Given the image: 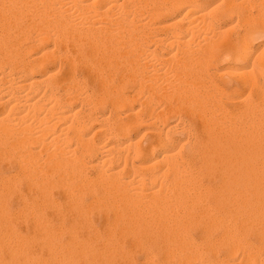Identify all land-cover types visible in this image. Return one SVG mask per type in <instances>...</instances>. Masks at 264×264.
I'll return each mask as SVG.
<instances>
[{"label":"bare ground","instance_id":"bare-ground-1","mask_svg":"<svg viewBox=\"0 0 264 264\" xmlns=\"http://www.w3.org/2000/svg\"><path fill=\"white\" fill-rule=\"evenodd\" d=\"M151 1L0 0V264H235L243 229L264 247V56L251 53L264 0ZM173 10L185 25L148 36ZM234 14L229 32L219 20ZM222 46L253 59L233 80L217 79ZM169 95L190 117L188 156L151 102Z\"/></svg>","mask_w":264,"mask_h":264},{"label":"rangeland","instance_id":"rangeland-1","mask_svg":"<svg viewBox=\"0 0 264 264\" xmlns=\"http://www.w3.org/2000/svg\"><path fill=\"white\" fill-rule=\"evenodd\" d=\"M204 2H205V4H206V6L207 7H209V6H211V5H213L214 3L215 4H217V3H220V1L221 0H203ZM157 2L159 3H164L163 5L162 4H158L157 5ZM217 2V3H216ZM214 4V5H215ZM150 5H152V8H150ZM155 5H157V6H155ZM159 5H161L163 8H164V5L166 6V5H168V1H166V3L165 2H163V0H158V1H155V0H152L151 1V4H150V2H149V5H147L145 8L147 9H151V10H155L156 8L158 9V8H162V7H160ZM149 6V7H148ZM247 6H249V5H247ZM247 6L245 7V8H242V9H244L245 11H247V10H249V9H251L250 7H249V9H246L247 8ZM154 7H156V8H154ZM146 9H145V11H146ZM223 9H224V7L222 8L221 7V9H219L218 11H217V13L215 14V15H219V14H221L222 12H223ZM183 11L184 10H182L181 11V13H183ZM253 11H254V13H255V8L253 9ZM176 10H173V12L171 11L170 13H167V14H163V15H160V16H158V20H157V18L155 19L154 18V20L152 19L151 20V22H152V24H154V23H157L158 24V26H159V28H149V26H148V28L149 29H147V27H146V29H144V30H148V33H149V35H148V33L146 32V31H144L143 30V32H144V34L146 33L148 36H162V35H164L166 32L168 33V34H171L170 32V30H176V29H178V28H181L182 26H184L185 25V23H186V21H177V22H175L176 20H178L177 18L178 17H180L182 14H178V12H176ZM33 14V15H32ZM30 13V15H28L27 17V19L25 18V21H27V22H29V23H33V22H35V21H37V20H39V18H40V15L38 14V13ZM38 17V18H37ZM32 18V19H31ZM145 18H146V16H145ZM238 18H237V15L236 14H234L233 15V17H231V19H229L228 20V17L227 16H224V18H222L221 20H219V23H221V24H219V25H221V27L222 28H227L228 27V30L227 31H229L230 32V28H229V26L230 25H235L236 26V28L238 29V26L236 25V24H238V23H240V25H242V22L241 21H239V20H237ZM155 21V22H154ZM150 22V23H151ZM173 23V24H172ZM226 23V24H225ZM164 25V26H163ZM167 25V26H166ZM171 25V26H170ZM166 26V27H165ZM169 26V27H168ZM177 26V27H176ZM176 27V28H175ZM234 27V26H233ZM241 27V26H240ZM145 28V27H144ZM166 28V29H165ZM231 28H232V26H231ZM235 27H234V29H233V31H231V32H235L237 29H236ZM151 29V31H149ZM161 29H163V30H161ZM226 30V29H225ZM232 30V29H231ZM203 32L205 31V29H203L202 30ZM227 31H226V33H227ZM228 32V33H229ZM155 33V34H154ZM145 34V35H146ZM254 39V40H253ZM252 39V55H254L255 57L258 55V56H260V55H262L263 54V56H264V29L260 32V33H258L254 38ZM46 42V43H45ZM43 41L42 43H44L43 45H42V43H41V45H42V47H41V45L40 44H38L37 46H35L36 47V49H34V51H32V55H34V56H36V55H38L39 53H41V51H43V48L44 49H46V50H49V49H51V47L53 48V46H52V41H50V43L49 42H47V40L46 41ZM34 47V48H35ZM218 47H220L221 48V45H219ZM225 48V47H224ZM224 48H223V46H222V49H220V51L222 52V51H225L224 50ZM174 49V51H175V47L173 48ZM32 50V49H31ZM59 50V49H58ZM61 51V49L59 50V52ZM221 52H220V55H221V57H219L218 56V58H217V61H215V65H218L219 66V68H220V70L218 71V72H220V71H222V70H226L227 71V73L228 72H231V71H238V72H240L241 70H238V69H236L235 68V65H237V66H246V67H243V69H242V71L243 70H248L249 68H250V63L252 64L253 62V59L252 58H249V59H234V58H232L231 59V57H229V56H226L225 54H224V52H222V54H221ZM164 54H167L166 52L164 53ZM219 55V54H218ZM253 56V57H254ZM145 58L143 57V61H145L144 60ZM220 59V60H219ZM53 59H51L50 61V63L49 62H47V66H49L51 69H57V67H58V64L59 63H57V61L55 62V60H53ZM236 60V61H235ZM49 61V60H48ZM53 62V64H51ZM49 63V64H48ZM55 63V64H54ZM219 63V64H218ZM247 63H248V65H247ZM258 65H260V64H258ZM56 66V67H55ZM262 66V65H261ZM260 66V67H261ZM234 68V69H233ZM162 71H163V69H161ZM233 71V72H234ZM233 72H231L232 74H234ZM222 73H224V74H222ZM219 74H221V75H219ZM218 75H217V79L219 80L220 78H224V79H229V80H233V79H235L236 78V76H234V75H232V74H226L225 72H221V73H219ZM76 75L78 76V77H81V78H83L82 77V73L80 72V71H77L76 72ZM80 75V76H79ZM224 75V76H223ZM77 77V78H78ZM81 78H78L79 80H81L82 81V79ZM83 79H85L87 82H89L85 77L83 78ZM82 82H84L85 84V86H90L91 87V85H90V82L89 83H87V82H85L84 80L82 81ZM134 83V82H133ZM84 86V87H85ZM85 87V89L86 90H88V91H90V89L92 88H90V87ZM130 86V87H129ZM128 86V88L130 89V90H133L134 88L136 89L137 87H139L140 85L138 84V83H134V84H130ZM146 89V90H145ZM147 89L148 88H145V87H143V89H141L142 91H144L145 93H147ZM168 90V89H167ZM230 90L231 89H228V91L230 92ZM171 91H169V93H170ZM169 97V98H168ZM167 98H160V99H158L157 97L156 98H153V101L155 102H153V101H151L152 103H153V105H155V106H157V108H159V107H165L164 109H166L167 111V113L165 114V118L166 119H168L169 120V124H177L179 127V129H176V131H175V133H174V137H175V139L177 140V145L175 146V151H176V149L178 148V150H181V149H179V147H180V144L181 143H183L182 141H185L186 139H190L191 138V140L193 139V135H192V133H190V128H188L189 126H187V123L188 122H190L189 121V119H190V117H189V115H188V117H187V114L185 115V112L184 111H182V108H180V109H178V107H177V102L174 100V98H171L170 97V95L168 96ZM242 97V96H241ZM240 97V99H242ZM252 100L254 101V102H258V106H259V103H261L262 104V101L257 97V95H256V93L255 94H253V96H252ZM139 99H141V98H139ZM137 100V101H135V103H134V107H135V109H138L139 108V106L138 105H140V100ZM169 99V100H168ZM260 101V102H259ZM151 102L150 103H147L146 104V106H148V104L150 105L151 104ZM172 102V103H171ZM170 103V104H169ZM172 104V105H171ZM152 105V104H151ZM169 105H171L172 107L173 106H175V107H173V110H175V111H171V110H169L168 109V107L170 108L171 106H169ZM224 105V104H223ZM77 106H78V104L77 105H74L73 106V109H77ZM167 106V107H166ZM262 106V107H261ZM260 107V109L258 110V114H263L264 113V103L261 105ZM217 108V107H216ZM178 109V110H177ZM105 111V112H104ZM103 111V113L101 112V110H99V112H98V114L100 115V114H103V115H105L106 113L108 114V110H104ZM170 111H171V113H170ZM178 111H179V113H178ZM182 111V112H181ZM260 111V112H259ZM169 112V113H168ZM173 112V113H172ZM105 113V114H104ZM97 114V115H98ZM106 114V115H107ZM177 114V115H176ZM216 114V113H215ZM183 115V116H182ZM167 116V117H166ZM179 117H180V119H179ZM177 119H178V122H177ZM183 121H184V123H183ZM181 124V125H180ZM97 125H99V123H98V121H95V124L93 125L94 126V128H93V126L89 129V134L88 135H90V133L92 132V133H94L95 132V127H97ZM184 126L186 127V128H184ZM183 127V128H182ZM146 128V130L147 129H149V126H145V124H142V125H140L139 127H137L133 132H132V137H134V139H137L138 137H140V135L145 131L144 129ZM187 128H188V131H187ZM178 136V137H177ZM188 138H187V137ZM137 137V138H136ZM184 139V140H183ZM188 140H186L182 145H181V147L184 145V147H182V150H184V151H182V153H181V155L179 156V152H181V151H177L176 153H178L177 155H178V157H184L185 155L186 156H188V153H190V151H191V141H189L190 143H188ZM180 147V148H181ZM188 152V153H187ZM11 172H14V171H11ZM11 172H8V173H11ZM93 172V173H92ZM89 173H90V175H94L95 174V172L93 171V170H89ZM12 174V173H11ZM54 189V188H53ZM51 190V194H57L58 192H59V189L58 188H56V189H54V190ZM55 190H57V191H55ZM54 191V193H52ZM17 196V195H16ZM12 197L13 196H10V198L8 199V202L10 203V206L12 207V209H16V208H14V206H16V207H18L19 205H20V201H21V199H22V196H17V197H15L14 196V198L12 199ZM20 197H21V199H20ZM19 198V199H18ZM18 199V200H17ZM87 200H90V198H86ZM10 200V201H9ZM16 204H15V203ZM244 231H245V229H243ZM244 231H242L240 234H244V235H239L240 237H242V239L243 238H246V236L248 237V235L249 236H251V240H249L250 239V237L249 238H247V240H245L244 241V239L241 241V245H240V247H241V249L239 250V251H237L236 250V253H235V259H236V257H238L235 261V264L239 261V263H240V261H242L241 262V264H264L263 262H264V247H262L261 246V248L259 247L260 245H262V244H259L260 242H262L260 239H258V237H257V230H254L255 232H253V230H247L248 231V233H247V231L244 233ZM250 231V232H249ZM251 232H252V234L253 235H251ZM247 234V235H246ZM244 236V237H243ZM248 240H249V244H250V242H251V244H250V246H249V248L250 249H248V252L250 251V250H252V251H254V255L252 256V257H250V258H248V256L247 255H245L246 253H248L247 252V248H248V246H247V244H248ZM247 241V243H245ZM253 242V243H252ZM254 242L256 243L255 244V246H253V244H254ZM259 242V243H258ZM246 244V246L244 247V245H242V244ZM248 244V245H249ZM259 246H258V245ZM253 247H252V246ZM247 247V248H246ZM252 247V248H251ZM259 247V248H258ZM246 248V250H244ZM254 248V249H253ZM237 249H239V246H238V248ZM244 250V251H243ZM259 251V252H258ZM261 251V252H260ZM263 251V252H262ZM243 252H245L244 254H243ZM138 254V259H140L141 258V260H139V263H142V261H144V253L145 252H143V251H140V253H139V251L137 252ZM259 253V254H258ZM224 254V255H223ZM226 255V253H225V251L224 250H221L220 251V253H219V256L221 257V258H223L224 256ZM256 255V256H255ZM259 255V256H258ZM258 257V258H257ZM262 259H261V258ZM239 258H240V260H239ZM241 258H242V260H241ZM159 259H154V261L156 262L157 261V264L159 263V264H161L162 263V261H158ZM238 260V261H237ZM258 260V261H257ZM261 260V261H260ZM263 261V262H262ZM260 262V263H259ZM153 264V263H152ZM163 264V263H162ZM226 264V263H225Z\"/></svg>","mask_w":264,"mask_h":264}]
</instances>
